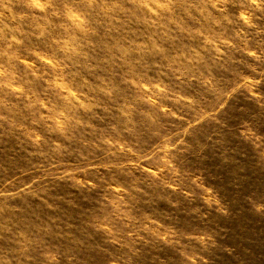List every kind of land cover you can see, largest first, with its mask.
Wrapping results in <instances>:
<instances>
[{
	"label": "rangeland",
	"instance_id": "374dc122",
	"mask_svg": "<svg viewBox=\"0 0 264 264\" xmlns=\"http://www.w3.org/2000/svg\"><path fill=\"white\" fill-rule=\"evenodd\" d=\"M0 264H264V0H0Z\"/></svg>",
	"mask_w": 264,
	"mask_h": 264
},
{
	"label": "clouds",
	"instance_id": "9594fccd",
	"mask_svg": "<svg viewBox=\"0 0 264 264\" xmlns=\"http://www.w3.org/2000/svg\"><path fill=\"white\" fill-rule=\"evenodd\" d=\"M32 2H33L34 4H36L37 6H39L40 0H32ZM253 2H255V0H253Z\"/></svg>",
	"mask_w": 264,
	"mask_h": 264
}]
</instances>
